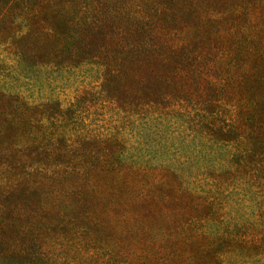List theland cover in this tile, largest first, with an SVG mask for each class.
I'll use <instances>...</instances> for the list:
<instances>
[{"label": "trees", "instance_id": "1", "mask_svg": "<svg viewBox=\"0 0 264 264\" xmlns=\"http://www.w3.org/2000/svg\"><path fill=\"white\" fill-rule=\"evenodd\" d=\"M2 52L0 264H264V0H0Z\"/></svg>", "mask_w": 264, "mask_h": 264}, {"label": "rangeland", "instance_id": "2", "mask_svg": "<svg viewBox=\"0 0 264 264\" xmlns=\"http://www.w3.org/2000/svg\"><path fill=\"white\" fill-rule=\"evenodd\" d=\"M6 56L11 58V56L3 52L0 57ZM14 69V76L17 79L15 88L29 95L36 102L54 98L71 102L77 94H81L85 89L96 86L98 82L97 79L87 74L85 77L66 72H48L44 68L37 67L31 73L24 63L20 66L16 65ZM114 120V118L109 119L108 125L114 126L116 124ZM100 126L107 127L104 122L100 123Z\"/></svg>", "mask_w": 264, "mask_h": 264}]
</instances>
